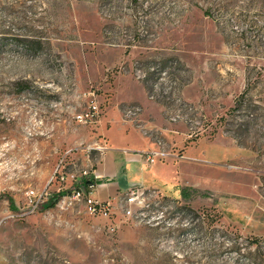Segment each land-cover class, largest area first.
<instances>
[{
    "label": "rangeland",
    "instance_id": "1",
    "mask_svg": "<svg viewBox=\"0 0 264 264\" xmlns=\"http://www.w3.org/2000/svg\"><path fill=\"white\" fill-rule=\"evenodd\" d=\"M121 77L183 131L144 126L158 147L211 160L192 161L205 184L188 199L143 186L142 203L129 187L107 216L65 195L20 214L61 159L96 168ZM95 101L100 121H79ZM0 264H264V0H0Z\"/></svg>",
    "mask_w": 264,
    "mask_h": 264
},
{
    "label": "crops",
    "instance_id": "2",
    "mask_svg": "<svg viewBox=\"0 0 264 264\" xmlns=\"http://www.w3.org/2000/svg\"><path fill=\"white\" fill-rule=\"evenodd\" d=\"M116 83L117 98L109 103L103 115L107 126L100 133L108 149L99 158L94 169L95 196L100 200H107L110 196H118L126 188L141 185L182 197L181 188L200 187L205 184L206 178L201 176V167L193 162L210 163L211 160L199 158V153L192 146L183 151L182 159L172 157L153 164L144 161L137 152L158 147L153 133L144 126L152 127V123L156 124V131L173 144L184 142L183 131H170L162 126L160 120L156 123L150 120L160 116L161 107L149 98L142 83L125 77L119 78ZM132 102L143 107V118L148 123L144 121L145 123L138 124L124 117V105Z\"/></svg>",
    "mask_w": 264,
    "mask_h": 264
},
{
    "label": "built area",
    "instance_id": "3",
    "mask_svg": "<svg viewBox=\"0 0 264 264\" xmlns=\"http://www.w3.org/2000/svg\"><path fill=\"white\" fill-rule=\"evenodd\" d=\"M94 92H92L93 94ZM153 97V96H151ZM137 110L129 109L128 114H135ZM101 110L100 105L95 101L90 104L88 111L85 113H80L77 115V119L83 122H98L100 118ZM179 115L174 116L176 119ZM96 149L99 154H103L106 149H108L106 141H97L93 146H89V149ZM71 150H67L65 153H69ZM144 161L148 164H153L159 160H166L168 158H181L184 157L176 152H171L165 150L161 147L146 149L138 151ZM86 160L91 161L89 154H86ZM229 167H237L234 164L229 165ZM66 164L64 159H61L55 166L51 176L49 177L47 183L40 188H29L25 192L23 203L20 207V214H31L42 210L46 202L51 198L53 193L65 191V197L78 199L84 202L87 211L90 214L97 215H109L111 213V202L109 200H100L94 194V183L82 184L80 183L83 178L88 180H95L94 169L89 170L87 167L83 168L79 172H68L66 169ZM143 186L138 185L131 187L128 193V202L142 203L144 200L143 196ZM67 195V196H66Z\"/></svg>",
    "mask_w": 264,
    "mask_h": 264
},
{
    "label": "trees",
    "instance_id": "4",
    "mask_svg": "<svg viewBox=\"0 0 264 264\" xmlns=\"http://www.w3.org/2000/svg\"><path fill=\"white\" fill-rule=\"evenodd\" d=\"M80 183H82V184H88V183L96 184V180H88L86 178H83ZM65 194H66L65 191H61V192H57V193L53 194V196L50 199L51 203L52 204L55 203L56 200L59 199L60 196L65 195ZM181 196L184 199L190 198L191 195L189 192V186H185V187L181 188Z\"/></svg>",
    "mask_w": 264,
    "mask_h": 264
}]
</instances>
